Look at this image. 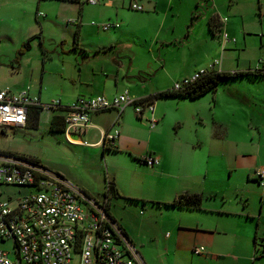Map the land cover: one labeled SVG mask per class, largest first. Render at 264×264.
I'll return each instance as SVG.
<instances>
[{"label": "crops", "instance_id": "0c3cea01", "mask_svg": "<svg viewBox=\"0 0 264 264\" xmlns=\"http://www.w3.org/2000/svg\"><path fill=\"white\" fill-rule=\"evenodd\" d=\"M60 1V8L64 10L69 3L77 6L76 18L65 14L69 18L68 34L72 39L68 40V35L61 39L65 42L64 49L75 48L82 57L101 56L102 52L106 55L96 61L87 59L77 63L75 69L69 62L58 63L63 72L59 74L61 79L55 80L47 77L51 73L50 63L44 58L47 50L40 47L43 49L41 61H35L28 56V52L33 50L31 44L19 53L18 73L22 77L15 85L7 86L13 91L27 88L42 103L59 99L62 106L71 105L79 97L97 94L112 98L126 89L133 98L141 100L172 88L178 81L206 68L194 64L195 56H192L182 69L183 78L169 84L150 85L146 77L133 71L132 61L128 64L120 59L121 51L117 49L116 42L128 31L129 24L125 22L124 28L116 32V28H112L114 33L107 32L101 37L99 27L92 24L95 20L89 23V19L119 22L121 16L116 2ZM139 1L152 8L153 11L142 15L159 21L154 28H158V33L174 29V22L169 25L168 12L161 14L159 0ZM133 2L137 1H131L129 6ZM257 2L259 19L256 13L251 12V3L248 9L245 4L237 9L229 6L228 16L223 17V10L214 0L211 1L212 14H217L219 19L216 34L219 37L227 34L228 41L224 42L227 47H234L216 46L215 52L220 54L221 60L218 59L214 69L246 71V74L225 79L215 90L195 99L155 98L153 113L144 110L139 116L134 105H128L121 113L117 109L93 112L90 114L91 124L84 133H69L68 139L66 137L75 152L85 157L96 155V150L101 149L105 181L110 179L115 187L109 200V212L137 246L147 264H264V259L261 260L264 256L261 252L264 243V185L259 184L256 172L264 167V112H251V108L258 109L260 102L264 107V75L254 72L264 59V3L262 0ZM42 6L41 0H0V41L19 44L22 48L30 37L34 18L44 16L39 11ZM199 17L200 14L195 19ZM39 39L41 41L42 38ZM158 40H155L157 44ZM159 43L158 48H161L165 41ZM113 52L117 57L110 54ZM188 100L198 103L187 107L190 105ZM181 106L186 108L178 109ZM218 107L223 111L221 114H218ZM225 109H241L245 114L224 116ZM54 111V114L61 113L58 108ZM152 116L157 119L153 127L149 122ZM145 124H148V130L143 131L141 127ZM172 124L183 129V138L170 140L164 136V131ZM190 126L194 134L186 138ZM103 132L118 133L113 146L104 144ZM70 136L73 139H69ZM148 154L157 155L159 163L148 165L143 160ZM224 161L229 177L235 179L236 205L229 203L224 184L218 177L219 170L224 173V165H220ZM69 178L91 193L74 176ZM252 181L256 182L255 189L250 190L246 184ZM183 193L200 194L202 208L165 204ZM90 195L95 197V194ZM217 199L222 203L219 204ZM253 200L257 206L250 209ZM218 213L224 215V219H218ZM247 239L249 250L238 256L239 240ZM198 245L206 248L204 254L193 252Z\"/></svg>", "mask_w": 264, "mask_h": 264}, {"label": "rangeland", "instance_id": "374dc122", "mask_svg": "<svg viewBox=\"0 0 264 264\" xmlns=\"http://www.w3.org/2000/svg\"><path fill=\"white\" fill-rule=\"evenodd\" d=\"M41 1L43 6L39 8V11L43 12L44 16L37 19L34 18L33 29L29 35V38L34 37L31 41L33 50L28 52V56L35 61H41L40 56L43 49L40 47H44L47 50L44 51V58L50 63L48 64V68H51V73L48 74L47 77L55 80L61 79L59 74L63 72V70L60 69L58 63L65 61L68 64L69 62L72 68L75 69L78 67L77 63H82V61L87 59L96 61L100 57L106 55L102 52L100 53L101 56L90 57L85 55L82 57L77 54L78 52L75 51V48L68 50L64 49L63 43L65 42L61 41V39L65 38V35H68V40L72 39L68 34L70 24H68L67 19L69 18L66 17L65 14L68 13L69 17L76 18L77 6L69 3L67 12V10L60 8L62 5L60 0ZM82 1L85 2L86 0H81V2ZM107 1L112 2V0ZM131 1L133 0H113V2H116L118 5L119 14L121 16L118 20L121 26L116 27L114 32L124 28L125 22L129 24L128 31L123 33L124 35L121 39L116 42L117 49L121 51L119 54L121 57L120 59L123 60L124 63L127 61L128 64H131L132 61L133 71L136 72V74L146 77L147 80L150 81V85L154 83L169 84L170 82L183 78L184 72L182 69L185 62L190 60L192 56H195V62L193 61L194 64H200L199 66L206 67L215 60H221L220 54L215 52V48L218 44H222V46H226V48H234L227 47L228 44L224 42L223 35L219 37L217 34H214L216 37H211L213 34L208 27L207 20L214 12L211 5L212 0H159L160 4L158 8L161 10V14L168 12L167 19L169 25L171 26L172 22H174L173 24L175 25L174 29L170 28L167 33H165V30H163L162 33H158V28H154L158 26L159 21L156 22V19L150 20V18H145V16L142 15L143 13L153 11L147 3L136 0L144 8V10H136L129 6ZM169 1H171V4ZM214 1L215 4L223 10V17L228 16L227 11L229 6H235L234 9H237L245 4L248 9L251 3V12L256 13V17L259 19V5L257 0H254L253 3L250 0ZM262 1L264 3V0ZM194 11L200 14L199 19H191V14ZM91 20L105 22L103 19H89V23ZM98 29L101 37H104L107 32L114 33L113 29L115 28L109 31ZM39 38H42L41 41H39ZM156 39H159L158 44H160L159 41L161 42V40L165 41L161 48H158V44L155 42ZM20 50L21 45L19 44L17 45L9 41H0V88L9 85L13 86L19 81V78L22 77V74L18 73L20 70ZM110 54L113 56L114 52ZM235 54L234 52V58ZM106 57L107 59L109 58L108 56ZM261 91L262 90H260V92ZM48 102L50 101H45L44 103ZM187 103H190L187 107H194L195 103L198 102L188 100ZM258 104V109L251 108V112H264L262 102ZM183 108H186V106H181L178 109ZM174 109L177 108H173V110ZM50 112L51 115L55 113L54 110ZM222 112L220 107H218V114ZM244 114V111L241 109L224 110V116H242ZM51 115L48 111H42L37 127L31 124L25 127H0V151L36 157L46 168L63 175L77 185V183L70 179L71 177L69 178L71 175L74 176L77 182L87 186L89 192H91L90 194H95L97 200L101 201L100 194L106 182V169L101 149L96 150V155H91L89 157L76 153L74 147L68 144L66 134L50 130L49 119ZM147 125L148 124H145L141 129L143 131L148 130ZM180 128V126L172 124V126L170 125L169 128L164 131V136L170 140H176L180 136L183 138L185 133H183V129ZM193 134L194 131L190 126L187 129L186 138H191ZM220 165H224V173H220L221 170L218 171L219 180L224 184V192L229 199V203L236 205L237 193L234 187L235 179L229 177L225 161L222 164L220 163ZM255 183V181L247 182L246 186H249V189L253 190L255 189ZM77 186L81 188L79 185ZM21 190L22 192L25 191V189L22 188ZM217 202L219 204L222 203L220 199H217ZM256 206L257 204L253 200L249 208L253 209ZM121 211L124 212L123 210ZM216 216L218 219H224V215L219 213L216 214ZM239 243L237 254L241 256L249 250V240H239ZM0 248L8 251L10 257L15 256L14 242L12 239L6 241L0 240ZM263 259L264 256L261 260ZM170 262H172V260H170Z\"/></svg>", "mask_w": 264, "mask_h": 264}, {"label": "built area", "instance_id": "2783aa9c", "mask_svg": "<svg viewBox=\"0 0 264 264\" xmlns=\"http://www.w3.org/2000/svg\"><path fill=\"white\" fill-rule=\"evenodd\" d=\"M102 1L87 0L90 4ZM130 7L143 10L137 2ZM92 24L103 31L120 26L112 21H92ZM223 39L228 41L227 34H223ZM218 62L215 60L173 87L198 79ZM259 69L264 72V59ZM60 105L59 99L42 103L27 88L19 91L0 88V127H25L34 108L50 111ZM128 105H134L139 116L144 110L154 111L153 101L133 98L127 89L112 98L104 94L79 97L69 105L65 115L67 139L69 133L86 131L91 113L108 109L121 113ZM149 122L153 127L157 119L152 116ZM117 137L118 133L103 132L104 144L113 146ZM143 160L151 166L159 163L158 156L153 154L145 155ZM256 172L259 184L264 185V167ZM107 201L104 197L98 201L31 156L0 151V240L12 239L15 251V256L10 257L8 251L0 248V264H147L107 211ZM205 251L203 245L193 248L198 255ZM261 252L264 254V243Z\"/></svg>", "mask_w": 264, "mask_h": 264}, {"label": "trees", "instance_id": "16d2710c", "mask_svg": "<svg viewBox=\"0 0 264 264\" xmlns=\"http://www.w3.org/2000/svg\"><path fill=\"white\" fill-rule=\"evenodd\" d=\"M63 1L77 2L79 0H63ZM197 16H198V12L196 13V11H194L192 13V19ZM208 27L213 35L217 33L218 27H219V19H218L217 14L214 13L209 17ZM33 38L34 37H31L23 43L20 53L24 49H28L30 47L31 41L33 40ZM254 72L259 75H264V72L261 71V69H256ZM246 73H247L246 71H218L214 69L213 70L208 69L203 74H201L198 79L194 81H191L187 84H183L179 88L172 87V88L159 91L152 96H148L146 98L141 99L140 101L150 100L154 102V99L159 98V97H176V98L195 99L209 91L215 90L221 81L225 79H229L235 75H242ZM55 108L60 109L61 113L54 114L51 117L49 121V128L51 131L65 132V115L67 111L69 110V106L60 105ZM55 108H52L51 110H54ZM41 112H42L41 108H34L30 113V117L26 125L31 124L37 127L39 124V119L41 117ZM33 159L38 161L36 157H33ZM107 179H106V184H105V188L103 192V197L108 199L106 209L109 212V208H108L109 200L111 196L114 195L115 187H114L113 182L110 179L107 184ZM165 204L174 205V206L178 205V206L188 207V208H193V209H201L202 208V197L198 193H183V194H180L178 197H176L172 202L165 203Z\"/></svg>", "mask_w": 264, "mask_h": 264}]
</instances>
